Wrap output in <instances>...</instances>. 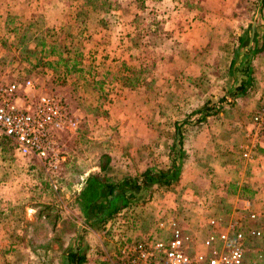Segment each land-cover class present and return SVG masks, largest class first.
I'll return each mask as SVG.
<instances>
[{
  "label": "rangeland",
  "instance_id": "rangeland-1",
  "mask_svg": "<svg viewBox=\"0 0 264 264\" xmlns=\"http://www.w3.org/2000/svg\"><path fill=\"white\" fill-rule=\"evenodd\" d=\"M26 1L0 0V84H20L21 101L62 95L72 124L60 134L62 158L56 169L47 171L38 157L29 156V169L21 163L13 177L0 178V193L10 192L0 203V264H67L66 252L77 246L89 255V264H110L124 238L155 232L170 238V231L158 227L169 219L192 238L196 251L205 252L211 218L244 216L248 200L264 213V204L251 201L255 195L246 183L234 185L237 178L224 186L230 193L239 189L243 201L224 196L223 185L207 193L221 181L217 168L225 167L220 162H229L231 169L264 153L259 142L264 128L255 119L264 106V69L255 70L264 53L253 60L255 84L245 97L233 98L239 73L229 69L237 56L236 68L244 62L248 45L262 44L259 0H179L171 8L165 0H61L57 8L66 17L56 21L46 18V8L37 13L24 9L30 4ZM212 29L216 34H210ZM245 31L250 40L237 52ZM187 42L185 52L181 44ZM28 80L35 85L29 94L24 89ZM206 104L213 110L204 109V120L197 122L199 113L189 117ZM187 118L190 122L184 123ZM15 145L7 142L11 149L5 154L17 161ZM105 163L106 172L95 171L112 182L126 176L142 179L141 173L152 169L160 185H150L158 190L151 194L152 203L146 205L151 189H142L130 208L113 213L105 226L81 228L85 233L79 244L78 225L85 213L76 204L85 205L74 200V189L80 174ZM187 181L198 182L194 197L184 186ZM208 202L223 210L194 209ZM45 204L53 212L61 209L56 228L53 219L41 216ZM133 205L144 207L137 211ZM133 220L142 231L138 236L124 232ZM247 245L246 264L257 256L264 261V234ZM10 246L19 252L13 260L5 252ZM23 246L29 251L19 257Z\"/></svg>",
  "mask_w": 264,
  "mask_h": 264
},
{
  "label": "built area",
  "instance_id": "built-area-1",
  "mask_svg": "<svg viewBox=\"0 0 264 264\" xmlns=\"http://www.w3.org/2000/svg\"><path fill=\"white\" fill-rule=\"evenodd\" d=\"M35 88L31 80L24 89ZM17 82L0 84V133L11 138L23 155L38 157L47 171L56 169L62 158L60 134L72 124L68 103L62 95L43 94L36 100L21 101ZM264 128V106L255 117ZM215 216L208 221L209 233L199 252L175 219L161 221L159 229L170 231V238L155 232L135 240L124 238L110 264H246L247 241L264 234V213L245 203V214ZM261 256L250 264H264Z\"/></svg>",
  "mask_w": 264,
  "mask_h": 264
},
{
  "label": "crops",
  "instance_id": "crops-1",
  "mask_svg": "<svg viewBox=\"0 0 264 264\" xmlns=\"http://www.w3.org/2000/svg\"><path fill=\"white\" fill-rule=\"evenodd\" d=\"M60 1L61 0H39L38 2H36V0H27L26 2H28V3L30 2V4H28V6L26 8L25 7H23V8L28 9V10H32V12H36V13L40 12V11H42V9L46 8L47 10L44 11L46 18L50 21H53V20L56 21V20L61 19L62 16L66 17V12H64V11L60 12L59 9L57 8V4ZM162 1H164V0H162ZM177 1H179V0H165V3L171 8V6H173L172 4L177 3ZM2 3L3 2L0 3L1 8L3 7ZM19 4H22V3H19ZM29 5H32V8ZM35 7L38 8L39 10L36 11ZM16 9H17V7H16ZM181 10L182 9H179L177 11H181ZM181 14H183V15L182 16L179 15V16L185 17L184 16L185 15L184 10H183V13L181 12ZM173 18H176V17L174 16ZM47 19H46V21H47ZM176 20H178V17ZM210 34L211 35L216 34V30L212 29L210 31ZM181 46H182L181 49L185 52H187L190 49V45L188 42L184 46H183V44H181ZM197 47H199V46L197 45ZM248 47H250V45H248ZM259 59L261 61V65L260 66L258 65V67L255 68V70H258V73H259V71L261 72V71H263L262 69H264V54ZM28 89L25 90V92L27 94H29L31 92V91L29 92ZM0 135H1V133H0ZM1 136H3V134ZM259 142H260L261 150L264 151V134L262 136H260ZM6 144L7 143H5V141L2 142L0 140V178H3V179H5V178L8 179L9 177H13L12 175L15 174V165H20L22 163V167L26 166L25 170H27V169H29L30 162H31V160H30L31 158L29 156L25 157V155L20 153L17 150L16 145H15V148L13 151L15 152L14 154H16L18 156V158H17L18 160L17 161L14 160L13 157L9 158V156L7 154H5V152L7 149H11V147L6 146ZM20 159H21V161H20ZM228 163L229 162H226V161L220 162V164L222 166H224L227 171L224 170L225 168H217L218 172H221L219 174V178L221 181L216 182V183H212V186H211V188L209 187L210 190L207 193H209V195H211L214 191L219 192L218 187L223 185V187H226V191L224 192L226 194L223 193L224 196L229 195V197L232 198V201L233 200L236 202H238L240 200L243 201L244 198L241 196L242 194H241L239 189H237L235 192L230 193V192H228L227 186H224L225 183L227 184L231 180L232 181L235 180L234 178H237V181L234 182V185L238 186V185L246 183V186L249 188L251 193L255 195V196H253V199L251 201L254 204H256V203L264 204V153H262V155H260L256 158H253L250 162L246 163V165H244V166H242L240 164H238V165L233 164L232 168L230 169V168H228V165H229ZM95 170H97V171L101 170V166H99V167L93 166L90 169L85 170L84 173L79 175V177H80L79 186L76 187V189H74V196H73L74 200H75V198H76V200H78L79 193L84 189L89 176L93 173H96ZM146 171H147V169H145L141 173V175L142 174L144 175L145 174L144 172H146ZM16 172H18V171H16ZM155 175H158V174L155 172ZM193 177H195V176H193ZM130 178L135 179V177L126 176L123 179H121L120 181L127 180ZM188 180H190V178ZM155 182L158 183L159 180L155 179L152 182L148 183L147 185L144 186L143 190H145L146 188L151 189L153 186L150 187V185L154 184ZM196 182L197 181H194L191 183H190V181H187V183L184 182V184H185L184 186L189 187L188 191H190L191 197H194L193 194L198 189V185H197L198 182L197 183ZM216 184H218V185H216ZM123 185H120V187L118 186L117 188H115L112 193H109V192L107 193L106 192L107 189L106 190L104 189L101 192V196L99 197V203L97 205H95V202L92 203L90 206H87V207L79 205V203L76 204L77 205L76 207L78 209L84 208L83 211L85 213V217H84L85 219L80 217V223L78 225V233H77L78 239H77V241L79 244L83 243L82 241L84 240V233H85V232L84 233L82 232V234H81V231L83 230L81 228L91 229V228H95V227L105 226L106 225L105 223L108 220V219H106L108 216L107 214H109V210L111 208L114 209V208H116V206H118L119 209H118L117 213H120V214L127 211L128 208H130L129 205L132 204L133 197H130L128 192H126L124 194V189H122ZM228 185H230V183ZM126 187H128V186H126ZM160 187H163V185ZM7 189L8 188H6V191H3L2 193H0V203H1V201L5 200V199H3L4 195H2V194H5L9 198L10 192L7 191ZM141 190L142 189H140L139 191H141ZM139 191L136 190L135 196H139V194H140ZM153 191L157 192L158 190H152V189L150 190V194L148 195V197L146 199L147 200L146 205H148L149 203H152V201L154 200L153 196L155 193L153 195H151ZM191 191H192V193H191ZM13 197L14 196H12V198ZM149 198L150 199L152 198L150 200L151 202H149ZM107 201H109V204ZM14 202H15V200H14ZM116 204H118V205H116ZM142 204L143 203H141V205ZM143 207L133 205L132 209H135L138 211L139 208L141 209ZM146 207L147 206H145V208ZM167 207L169 208V206L167 205L164 208V210H167L166 209ZM14 209H15V207H14ZM161 209L162 208H160L158 211H160ZM194 209L200 210L201 212H204V213H206V212L211 213V212H217V211L223 210L222 208H219L216 205H212L209 202L207 203V205L195 206ZM103 213L105 214V216ZM136 223L134 222V220L131 223H128L126 226H129V231L124 230V232L129 233V234H130V232H132V233H134V235L141 234L142 231L140 229H136L138 226H136V225L134 226V224H136ZM109 225H110V222H109ZM156 226H157V224H156ZM151 232L153 233V230L150 228V233ZM74 249H76V247ZM21 250H22V254H18V256L20 257L22 255L25 257L26 251H29V250L25 246H23ZM5 252H6V256L8 258H10V260L11 259L13 260L15 258L16 253H19V252L15 251L13 246L12 247L10 246V249L8 248ZM86 257H87V261L85 264H89L91 262V258L87 254H86Z\"/></svg>",
  "mask_w": 264,
  "mask_h": 264
},
{
  "label": "trees",
  "instance_id": "trees-1",
  "mask_svg": "<svg viewBox=\"0 0 264 264\" xmlns=\"http://www.w3.org/2000/svg\"><path fill=\"white\" fill-rule=\"evenodd\" d=\"M259 7L260 8L258 12L260 13L261 17L264 19V12H263L264 11V0H259ZM248 34H249L248 31H245V33L240 36L239 38L240 42H239L237 52H239V49L242 48V46H244L245 41L248 38L250 40V37L248 36ZM261 39H262L261 45H259V42L255 41L250 45V47L246 48L245 50L246 58L244 62L240 65V67L238 68L235 67V65L237 64L238 56L236 58H233L230 63V66H229L230 72L232 73L234 70L236 73H239V76L235 78V80L237 81V85L232 90L233 92L232 96L234 99L247 96L248 91L251 90L255 84V77H254V72L252 71V66H253V60L258 55L264 53V24H263V33L261 35ZM211 108L208 104H206L205 108L194 111L193 113L189 115V117H193L199 113V115L201 116L198 117V119L196 120L197 122L202 121L207 117V115L204 113V109L213 110V107ZM185 122H190V118H187L184 121V123ZM2 138H3L2 139L3 141H6L5 143L11 140V138H9L6 135H3ZM182 142H183V135L179 128V142H178L179 146L181 145ZM107 170H108V164L105 163L101 165L102 172L104 171L106 172ZM153 173L154 172L152 171V169H147V171L145 172V177H142V179L135 178V179H127V180H122V181H117V182H112L110 177H108L106 174L103 175V173L101 172L93 173L89 176L84 189L79 193L78 199H80L82 204L85 205L84 207L90 206L94 202H95V205H97L99 203V197L101 196V192L104 189H107L109 193H112L115 188H117L118 186L120 187V185H123V184L124 185L122 186V189H124V194L128 191L129 188H131L132 190L129 191V196L135 197V194H136L135 190L139 191L140 189H143L145 185H147L148 183L152 182L155 179L160 181V177ZM161 176L166 177L167 175L166 173L162 172ZM167 182H170V181H167ZM118 209L119 207L114 208L113 210H110L109 215L106 219L113 216V213H117ZM41 216L45 217L48 220L53 219L54 221L53 226L54 228H56L58 226L57 221L61 218L62 213H61V209L59 208L57 212H53L52 205L45 204L42 208ZM66 258H67L66 259L67 264H85L87 261L86 254L81 251L79 246H77L76 249L73 248L67 251Z\"/></svg>",
  "mask_w": 264,
  "mask_h": 264
}]
</instances>
